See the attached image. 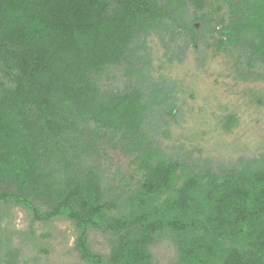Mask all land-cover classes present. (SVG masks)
Instances as JSON below:
<instances>
[{"label":"trees","instance_id":"16d2710c","mask_svg":"<svg viewBox=\"0 0 264 264\" xmlns=\"http://www.w3.org/2000/svg\"><path fill=\"white\" fill-rule=\"evenodd\" d=\"M224 1L229 25L220 33L247 69H264V0ZM190 2L203 8L0 0V157L12 162L0 169V202L36 220H70L86 264H154L150 249L166 239L177 264H264V152L212 166L166 154L156 138L178 101L175 84L154 77L146 42L157 37L173 58L216 33L215 19ZM112 69L118 84L104 89L97 79ZM96 135L132 153L142 173L133 187L106 183ZM7 175L12 188L2 186ZM42 189L43 208L34 204ZM91 228L112 237L107 260L92 251Z\"/></svg>","mask_w":264,"mask_h":264},{"label":"rangeland","instance_id":"374dc122","mask_svg":"<svg viewBox=\"0 0 264 264\" xmlns=\"http://www.w3.org/2000/svg\"><path fill=\"white\" fill-rule=\"evenodd\" d=\"M201 2L200 10L191 2L190 7L198 15L207 11L216 24V33L207 36L206 41L187 47L173 58L168 55L171 50L167 52L157 37L149 36L146 43L151 50L154 77L176 86L178 110L167 118L156 137L161 150L166 154L189 152L192 159H199L198 163L205 160L215 166L264 152V69H247L220 33L229 25L225 1ZM117 81L114 69L97 79L104 89L116 86ZM95 138L100 160L94 157L105 170L106 183L113 187L128 183L133 187L142 173L133 164L132 153L122 154L112 147L109 135ZM11 163L3 156L0 169L7 165L11 168ZM13 183V176H4V188H12ZM25 191H33L30 181ZM44 191L34 200L41 208L48 198ZM75 239L74 224L63 216L36 220L25 206L0 202V264H86L74 247ZM88 240L93 252L105 260L110 257L113 245L109 234L91 228ZM150 252L154 264H177L176 246L167 239Z\"/></svg>","mask_w":264,"mask_h":264}]
</instances>
